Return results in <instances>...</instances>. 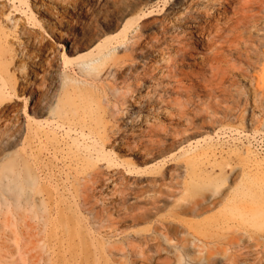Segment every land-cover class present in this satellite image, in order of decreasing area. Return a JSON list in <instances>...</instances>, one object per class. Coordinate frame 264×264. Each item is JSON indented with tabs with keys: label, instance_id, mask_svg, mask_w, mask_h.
Listing matches in <instances>:
<instances>
[{
	"label": "rangeland",
	"instance_id": "1",
	"mask_svg": "<svg viewBox=\"0 0 264 264\" xmlns=\"http://www.w3.org/2000/svg\"><path fill=\"white\" fill-rule=\"evenodd\" d=\"M244 1L0 0V264H264Z\"/></svg>",
	"mask_w": 264,
	"mask_h": 264
},
{
	"label": "bare ground",
	"instance_id": "2",
	"mask_svg": "<svg viewBox=\"0 0 264 264\" xmlns=\"http://www.w3.org/2000/svg\"><path fill=\"white\" fill-rule=\"evenodd\" d=\"M259 1L260 0H245L244 2H242L241 3V9H242V13L243 14H245L244 16L246 17V18H252L251 19V21H255V18H256V15H255V13L254 14H251V13H249V12H251L252 10H253V8L255 7V6H257V4L259 3ZM243 16V17H244ZM258 21H259V19H257ZM250 21V22H251ZM257 21V22H258ZM59 22V21H58ZM249 22V21H248ZM55 23V22H54ZM52 24H53V22H52ZM58 24H61V21L58 23ZM254 24H255V22H254ZM260 25H262V24H260ZM259 25V26H260ZM262 27H263V25H262ZM257 29V28H256ZM264 31V30H263ZM22 35L23 34H25V31H22V33H21ZM258 47H257V50L258 49H260V48H262V47H264V33L262 34V36L258 39ZM261 50V49H260ZM257 52V51H256ZM259 53H261V52H258L257 53V55L255 56L256 58H257V62H259V61H261V59H263V57H264V54H259ZM263 53H264V49H263ZM22 54H23V52H22ZM255 55V54H254ZM254 66V65H253ZM31 68H33V67H31ZM34 69V68H33ZM27 76H29V73L26 75V79H27ZM7 80V79H6ZM263 81H264V78H263ZM24 82H27V80H25V79H23L22 80V84L24 83ZM20 86V85H19ZM23 87V85L21 86V89H23L22 88ZM7 91V83L5 82V78H4V76H3V74H1L0 73V104H2L3 103V101L6 99V96H5V94L7 93L6 92ZM260 96H262V98L260 99V103L262 104V105H264V91L263 90H261L260 91ZM255 101H256V99H255ZM38 103V102H37ZM36 107H41V104H37L36 105ZM3 110V109H2ZM2 110H0L1 111V113L0 114H2ZM214 200H216V198L214 199ZM214 200H212L210 203H206V204H198L197 205V207L196 208H193L192 210H193V212H197V211H204L210 204H215V201Z\"/></svg>",
	"mask_w": 264,
	"mask_h": 264
}]
</instances>
